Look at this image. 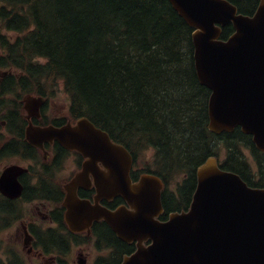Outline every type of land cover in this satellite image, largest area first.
I'll list each match as a JSON object with an SVG mask.
<instances>
[{
	"label": "trees",
	"instance_id": "obj_1",
	"mask_svg": "<svg viewBox=\"0 0 264 264\" xmlns=\"http://www.w3.org/2000/svg\"><path fill=\"white\" fill-rule=\"evenodd\" d=\"M191 34L166 0H0V67L14 70L6 93L51 97L59 83L73 119L88 118L135 159L152 150L153 169L144 170L164 181L162 220L189 206L197 166L223 149L224 169L264 187V152L251 136L208 130L210 90L197 78ZM106 239L115 251L98 264L134 250L108 231Z\"/></svg>",
	"mask_w": 264,
	"mask_h": 264
},
{
	"label": "water",
	"instance_id": "obj_2",
	"mask_svg": "<svg viewBox=\"0 0 264 264\" xmlns=\"http://www.w3.org/2000/svg\"><path fill=\"white\" fill-rule=\"evenodd\" d=\"M169 1L195 29L196 73L211 90L209 130L220 134L240 125L264 151V0L252 16L237 14L227 0ZM229 23L234 33L220 38L221 27ZM41 100L28 95L24 103L36 110ZM26 139L39 148L56 140L87 158L82 171L64 186L65 218L73 230L104 219L121 240L135 241V252L122 264H264V189L251 188L237 174L222 170L217 158L208 157L197 167L189 209L161 221V179L145 173L132 182L127 150L87 118L62 127L29 124ZM23 170L7 168L0 189L8 193L14 176ZM89 173L95 176V203L76 195V187L87 182ZM15 190L18 194L20 186ZM112 196H121L129 207L111 211L97 202Z\"/></svg>",
	"mask_w": 264,
	"mask_h": 264
},
{
	"label": "flooded vegetation",
	"instance_id": "obj_3",
	"mask_svg": "<svg viewBox=\"0 0 264 264\" xmlns=\"http://www.w3.org/2000/svg\"><path fill=\"white\" fill-rule=\"evenodd\" d=\"M230 1L249 14L259 0ZM11 73L10 69L0 68V176L12 165L27 170L16 176L22 185L19 196L8 197L0 190V235L8 233L20 241L18 246L16 242L7 243L11 241L0 236V264H6L8 255L17 264H78L71 255L77 251V257L81 259L84 249L78 245L81 234L72 232L65 225L64 210L61 213V206L53 203L62 205L64 184L81 168L83 158L76 155L78 159L73 161L76 165L69 170L67 178L57 182L56 172L70 161L71 152L55 141L44 144L46 152L37 150L24 137L29 120L39 126H60L70 118L61 113L63 105L55 107L51 98H44L36 114L28 118L30 112L24 108L20 95L6 93L14 88L8 77ZM78 192L91 198L94 189L80 187Z\"/></svg>",
	"mask_w": 264,
	"mask_h": 264
},
{
	"label": "rangeland",
	"instance_id": "obj_4",
	"mask_svg": "<svg viewBox=\"0 0 264 264\" xmlns=\"http://www.w3.org/2000/svg\"><path fill=\"white\" fill-rule=\"evenodd\" d=\"M4 32V31H2ZM54 96L56 97L53 101L55 104V107H59L60 105H63V109L61 111L62 114L67 115L68 112V97L66 94H64L63 89L61 84L58 83L56 90L54 92ZM58 97V98H57ZM249 155V152H247ZM224 156V152L221 153V158ZM75 155L71 154V158L70 161L64 164V166L62 168H60L55 175V179L57 182H63L69 173V170L72 168L73 165V161H74ZM138 164L140 165V167H149L152 168L153 164H152V151L148 150L146 151L142 157L139 159ZM2 236L1 239L5 238L7 241H11V242H7V243H17L18 246L20 245V241H18L17 239H15L14 236H10L8 233L4 234V235H0ZM6 243H3L2 245H5ZM85 251H88V255L93 256L95 255V252L89 248L86 249ZM71 257L75 260L77 257V251H73ZM71 257L69 255V260L71 263ZM84 257V256H82Z\"/></svg>",
	"mask_w": 264,
	"mask_h": 264
}]
</instances>
